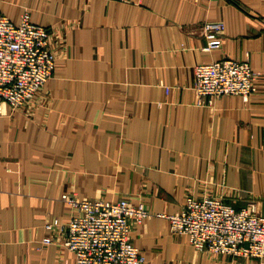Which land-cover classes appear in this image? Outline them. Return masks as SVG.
<instances>
[{
	"label": "crops",
	"instance_id": "1",
	"mask_svg": "<svg viewBox=\"0 0 264 264\" xmlns=\"http://www.w3.org/2000/svg\"><path fill=\"white\" fill-rule=\"evenodd\" d=\"M25 12L48 29L55 64L0 114V263L73 264L45 223H65L74 193L142 201L154 214L129 238L145 264H264L197 250L159 216L187 195L255 201L264 216V0H0L14 24ZM209 20L224 29L204 51ZM222 57L250 63L256 92L197 104L193 66Z\"/></svg>",
	"mask_w": 264,
	"mask_h": 264
},
{
	"label": "built area",
	"instance_id": "2",
	"mask_svg": "<svg viewBox=\"0 0 264 264\" xmlns=\"http://www.w3.org/2000/svg\"><path fill=\"white\" fill-rule=\"evenodd\" d=\"M223 29L220 20L204 21L202 50L219 47ZM54 64L46 27L32 23L27 12L18 24L0 13V114L6 106L17 109L31 99L51 76ZM192 73L191 89L199 105L229 94L247 101L257 90L256 74L247 60L222 57L195 64ZM61 198L70 206L65 223L53 219L45 227L64 232L62 246L72 253L73 264H145V256L129 238L131 223L154 214L142 201L78 198L74 193ZM159 216L197 250L264 260V216L255 201L236 209L220 197L187 195L180 210ZM52 241L50 236L42 239L44 244Z\"/></svg>",
	"mask_w": 264,
	"mask_h": 264
}]
</instances>
